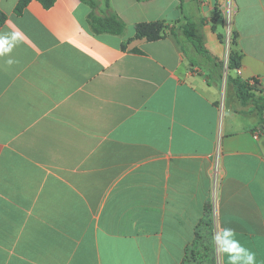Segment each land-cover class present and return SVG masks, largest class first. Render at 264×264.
<instances>
[{
	"label": "crops",
	"instance_id": "0c3cea01",
	"mask_svg": "<svg viewBox=\"0 0 264 264\" xmlns=\"http://www.w3.org/2000/svg\"><path fill=\"white\" fill-rule=\"evenodd\" d=\"M96 1L123 35L93 33L80 0H33L19 15L18 0H0V34H22L0 56V264H197L216 155V230L234 229L264 264L259 114L176 38L192 23L222 65V0ZM235 3L232 75L264 94V0ZM156 22L160 39L135 38Z\"/></svg>",
	"mask_w": 264,
	"mask_h": 264
},
{
	"label": "trees",
	"instance_id": "16d2710c",
	"mask_svg": "<svg viewBox=\"0 0 264 264\" xmlns=\"http://www.w3.org/2000/svg\"><path fill=\"white\" fill-rule=\"evenodd\" d=\"M33 0H18L14 13L19 15L25 9L27 4ZM39 2L43 8L48 9L53 6L55 0H35ZM89 6L90 12L87 16V22L95 34H111V35H123L125 30L124 23L113 13H108L104 16H98L95 10L98 7L96 0H80ZM143 1V0H138ZM105 7L108 8V1L105 2ZM5 20V16L0 12V24ZM187 29L183 28L182 38L176 37L177 41L181 45L183 52L186 53V45H190L193 50L200 55L209 70L213 73L218 74L219 78L221 76V64H218L216 60L210 57L208 52L203 48L199 38L194 36V29L192 23L186 22ZM166 26L162 23H140L134 28L135 38L146 39L147 41H156L163 36ZM221 39V38H220ZM223 40V39H222ZM193 67L197 64L194 60H190ZM241 66V54L235 50L230 49L228 54L227 62V81L230 84L236 94L237 99L241 104H252L259 114L260 122L264 127V94L256 91L254 86L256 81L253 80V84H250L249 80H241L238 76L232 75L233 72H238ZM211 78V76H208ZM211 231L214 233L212 221L210 219Z\"/></svg>",
	"mask_w": 264,
	"mask_h": 264
},
{
	"label": "clouds",
	"instance_id": "9594fccd",
	"mask_svg": "<svg viewBox=\"0 0 264 264\" xmlns=\"http://www.w3.org/2000/svg\"><path fill=\"white\" fill-rule=\"evenodd\" d=\"M22 34L19 32L0 34V56L7 55L12 51ZM7 64L12 65L15 61L8 59ZM212 241L216 246L217 252L221 255L226 254L228 264H256V253L245 248L238 239L236 232L232 228H222L214 232Z\"/></svg>",
	"mask_w": 264,
	"mask_h": 264
},
{
	"label": "built area",
	"instance_id": "2783aa9c",
	"mask_svg": "<svg viewBox=\"0 0 264 264\" xmlns=\"http://www.w3.org/2000/svg\"><path fill=\"white\" fill-rule=\"evenodd\" d=\"M220 13L223 18L225 37L224 43L226 47V59L223 63V71L227 72V62H228V32L232 29V21L236 12V3L235 0H222L220 4ZM250 84H253V80H249ZM226 82L222 80V84L225 85ZM223 179V170L222 165L219 159V156H215L213 167L210 172V191L208 198V213L212 221L213 230L216 232V214H217V205L219 198V190ZM218 257V254H217ZM219 261V259H218Z\"/></svg>",
	"mask_w": 264,
	"mask_h": 264
},
{
	"label": "rangeland",
	"instance_id": "374dc122",
	"mask_svg": "<svg viewBox=\"0 0 264 264\" xmlns=\"http://www.w3.org/2000/svg\"><path fill=\"white\" fill-rule=\"evenodd\" d=\"M227 37H228V41H229L227 51L229 54L230 46H231L232 41H233L232 30H230L228 32ZM222 41H223V44L225 46L224 39ZM225 51H226V47H225ZM225 59H226V54H225L224 60ZM224 60H223L222 65H221V74H222L223 81L226 82L228 70H227V72L223 71L222 67H223ZM213 234L211 231V234H210L211 239L209 240V242L205 241V242L200 243L199 246L193 247V250L191 252H189V260L197 261V264H219L216 246L214 245V243L212 241Z\"/></svg>",
	"mask_w": 264,
	"mask_h": 264
}]
</instances>
